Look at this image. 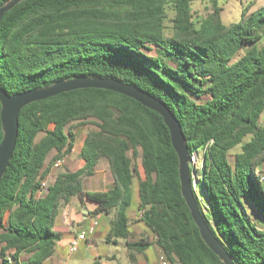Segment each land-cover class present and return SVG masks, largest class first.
I'll use <instances>...</instances> for the list:
<instances>
[{"label": "trees", "instance_id": "1", "mask_svg": "<svg viewBox=\"0 0 264 264\" xmlns=\"http://www.w3.org/2000/svg\"><path fill=\"white\" fill-rule=\"evenodd\" d=\"M196 2L207 7L198 20ZM248 11L225 25L218 0H23L0 20V87L13 95L102 77L164 103L196 159V167L189 162L192 191L213 235L234 264H264V185L255 174L264 164V7ZM86 125L93 129L79 166L56 175L37 197L54 161L71 155ZM101 161L113 188L84 191L83 178L94 176ZM134 183L139 221L168 264H222L190 216L178 158L157 113L101 89L25 106L0 182V264H46L62 238L52 228L72 198L93 204L94 215L114 211L107 237L126 239ZM149 245L126 244L137 252Z\"/></svg>", "mask_w": 264, "mask_h": 264}, {"label": "water", "instance_id": "2", "mask_svg": "<svg viewBox=\"0 0 264 264\" xmlns=\"http://www.w3.org/2000/svg\"><path fill=\"white\" fill-rule=\"evenodd\" d=\"M21 1L23 0H8L1 6L0 20L6 12ZM79 89H101L123 95L157 113L162 118L164 125L169 131L171 146L178 158L180 192L189 209L190 216L199 231L200 237L222 264H234L226 249L213 235L196 203L191 186L190 157L188 156L187 142L181 131L180 124L164 103L135 86L124 84L112 78L80 76L70 80H59L48 87L31 89L13 95H8L0 87V123L2 130V140L0 142V182L15 148L20 111L31 103ZM83 213L86 214V211H83ZM67 220L68 217L64 216L63 221L66 222Z\"/></svg>", "mask_w": 264, "mask_h": 264}, {"label": "crops", "instance_id": "3", "mask_svg": "<svg viewBox=\"0 0 264 264\" xmlns=\"http://www.w3.org/2000/svg\"><path fill=\"white\" fill-rule=\"evenodd\" d=\"M83 142L81 143L78 153L80 152V149L82 147ZM75 151V146L72 150V153ZM71 153V154H72ZM89 180L90 177H84L82 181V186L84 191H94V190H108L113 188V180L110 176V179L108 180L109 183L106 185L104 182L103 175L100 179L101 182L99 184H93L90 181V185L85 186V180ZM93 184V185H92ZM264 185V184H263ZM95 186L97 187H102V188H97L95 189ZM94 205L90 203H85L84 207L80 204L79 200L77 198H72L66 206L60 209L59 212V217L56 219L55 225H57L59 222L63 225H68L70 227L71 235L68 237H63L56 243L54 253L53 255L46 261V264H62L63 261L66 260H72L73 264H79L83 260H91V251L93 250V245L96 244V241L94 239H89V237L79 243L78 250L69 255L68 254V243L70 238L77 236L80 233H83L84 231L79 230L78 227L83 223L85 220H89L90 226L92 225V222H96V219L102 220L103 221V227L104 231L102 232H96L95 228L92 234H97V237H101L104 239L105 245L107 246V252L106 254L102 255L100 254L99 248H97L94 251V259L90 264H101L103 260L107 261L108 263L112 264L113 262H120V255L123 252L125 259H127L128 264H148V258H147V253L146 251L148 250L149 247H154L156 252H157V262L156 264H160V250L157 247V245L154 243V236L151 234V232L143 225L142 222L139 221V216L137 212V207H138V202L136 204V214L137 217L135 220L129 218L128 216V230H129V235L126 239H108L107 235L111 228L112 221L114 219V211L109 213V214H98L94 215L92 214V211L94 209ZM131 207V206H130ZM129 207V208H130ZM128 208V210H129ZM83 211H86V214L83 213ZM128 215V211H127ZM66 216L68 217V220L66 222L63 221V217ZM137 223H140L143 225L145 229H141ZM97 225V222H96ZM86 233V232H84ZM144 239L150 242V245L146 247L144 250L141 252H137L135 250H130L127 248L126 244L127 243H136L137 241ZM119 240H122V244L119 243ZM92 241V243H91ZM110 244L114 246H120V248L116 249H111L109 246ZM103 244H101L102 246ZM103 257V258H101Z\"/></svg>", "mask_w": 264, "mask_h": 264}, {"label": "rangeland", "instance_id": "4", "mask_svg": "<svg viewBox=\"0 0 264 264\" xmlns=\"http://www.w3.org/2000/svg\"><path fill=\"white\" fill-rule=\"evenodd\" d=\"M219 3V7L221 8V20L225 25H229L231 23H236L240 20V16H241V12L245 7H249V13H252L253 11L264 7V0H218ZM206 6L203 3L200 2H196L194 4H192V12H193V16L194 18H196V20L199 19V17H202L205 13H206ZM167 19L165 21V34L167 36H169L171 34V24H170V20L173 17V12L169 9V7H167ZM263 35H264V30L262 31ZM154 53V52H153ZM260 121H262L264 123V114L262 115ZM93 127L91 125H86L85 127H83L80 132L77 134V139H76V143H75V151L69 155L67 158H65V162L62 165L61 168H59L58 170H54L52 169V167H50L49 170V175H48V181L51 182V180L58 174L60 173H64L67 170H72L74 168H76L77 166H79L80 164V158H79V147L81 145V143L83 142L86 134L92 130ZM235 151H237V149H235ZM191 163H197L195 159L191 158L190 159ZM134 166L136 168L135 171V175L138 177L139 171H141V164H140V158L137 157L134 160ZM104 178V182L107 185L109 183V179H110V173L108 171V166L106 164L105 161H101V163L99 164L98 167H96V174L92 177H90V179L85 180V186L90 185V182L93 184H99L101 182V180H98L102 177ZM135 176V178H137ZM90 181V182H89ZM92 184V185H93ZM136 183H134V191H133V199H132V205L128 210V216L129 218L135 220V218L137 217L136 214V204L138 202V195H137V188H136ZM99 189L102 188L95 186V189ZM197 193L199 194V198L204 197L203 193L198 189ZM255 214H253L254 217ZM97 222V225L95 226V231L98 232H102V230L104 231V227H103V221L96 219L95 220ZM94 223V222H92ZM264 223L262 222L261 225H263ZM137 225L141 228V229H145L143 227V225H141L140 223H137ZM89 226H90V222L89 220H85L83 221V223L78 227L79 230H82L84 232H86L87 234V238L89 237V239H94L96 241V244L93 245V250L91 251V260H83L81 263L79 264H90L92 262V260L95 258L94 257V251L99 248L100 250V254L104 255L107 252V246L105 245L104 239L101 237H97V234H93V235H89L88 234V230H89ZM53 230L59 232L62 234L63 237H68L71 235V231H70V227L68 225H63L60 222L55 225L53 228ZM108 233V232H107ZM92 243V241H91ZM119 243L122 244V240H119ZM101 244H103L101 246ZM112 250L113 249H118L120 248V246H114L112 244H110L109 246ZM121 249V248H120ZM147 253V258H148V264H156L157 262V252L155 250L154 247H149L148 250L146 251ZM103 258V257H101ZM120 262H113L112 264H128L127 263V259H125L124 253L122 252L120 255ZM62 264H73L72 260H64ZM101 264H110L107 261L103 260Z\"/></svg>", "mask_w": 264, "mask_h": 264}, {"label": "built area", "instance_id": "5", "mask_svg": "<svg viewBox=\"0 0 264 264\" xmlns=\"http://www.w3.org/2000/svg\"><path fill=\"white\" fill-rule=\"evenodd\" d=\"M191 158L195 159L194 157H190V159ZM64 162H65V158L57 159L52 164V169L58 170L59 168L62 167ZM190 163H191V161H190ZM191 164L194 165L195 167L197 165V163L196 164L195 163L194 164L191 163ZM255 174L258 177L259 181L262 184H264V164L261 166L260 170L256 171ZM191 176H193V172H191ZM49 184H50V182L48 181L47 178L42 180L40 182L39 189L37 190L36 196L37 197L42 196V194L46 191V189L49 186ZM141 215H142V212L140 211L138 213V216L141 217ZM95 226H96V222L92 223L91 227L88 230V234L89 235L93 233ZM86 237H87V234L83 232V233L78 234L77 236H74V237L70 238L69 243H68V254L71 255V254L75 253L78 250L79 243L81 241L85 240ZM160 264H168L162 254L160 256Z\"/></svg>", "mask_w": 264, "mask_h": 264}]
</instances>
